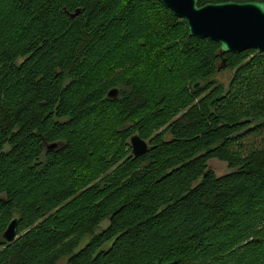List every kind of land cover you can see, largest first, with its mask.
Masks as SVG:
<instances>
[{"label":"trees","instance_id":"trees-1","mask_svg":"<svg viewBox=\"0 0 264 264\" xmlns=\"http://www.w3.org/2000/svg\"><path fill=\"white\" fill-rule=\"evenodd\" d=\"M219 48L158 0H0V264H264V52Z\"/></svg>","mask_w":264,"mask_h":264},{"label":"water","instance_id":"water-1","mask_svg":"<svg viewBox=\"0 0 264 264\" xmlns=\"http://www.w3.org/2000/svg\"><path fill=\"white\" fill-rule=\"evenodd\" d=\"M163 6L170 9L174 16L184 20L188 34L198 39H207L217 42L220 46L219 56L226 53L238 54L246 50L264 52V2L250 1L237 3L232 1L207 3L199 6L197 0H158ZM179 3L189 5L187 11L198 13L204 21L199 27H193L188 15L182 14L176 6ZM82 12L77 8L70 15L73 17ZM221 67H226L225 59H221ZM196 82L194 89L199 87ZM118 96V89L111 88L107 97L114 99ZM43 142H45L43 140ZM130 155L139 157L149 150V143L138 134L128 139ZM56 147V143L48 144L47 148ZM18 216H13L7 224L2 239L10 244L16 238Z\"/></svg>","mask_w":264,"mask_h":264},{"label":"rangeland","instance_id":"rangeland-1","mask_svg":"<svg viewBox=\"0 0 264 264\" xmlns=\"http://www.w3.org/2000/svg\"><path fill=\"white\" fill-rule=\"evenodd\" d=\"M217 69L218 70L212 74L211 79L215 81L217 84H222L225 88L228 87L233 71L228 69L227 67H221V61L219 62ZM208 166L209 169H211L216 176H221L234 171V169L228 168L225 162L220 161L219 159L216 158H211L210 160H208ZM107 224L108 221L102 222L100 227L95 230V233H98L100 229L104 228ZM89 238L90 235L84 236L83 239L79 242L75 251L81 249L87 243ZM109 246H110V242L105 244V246L102 249H106ZM67 261H68V256H63L57 262V264H67Z\"/></svg>","mask_w":264,"mask_h":264},{"label":"snow or ice","instance_id":"snow-or-ice-1","mask_svg":"<svg viewBox=\"0 0 264 264\" xmlns=\"http://www.w3.org/2000/svg\"><path fill=\"white\" fill-rule=\"evenodd\" d=\"M176 6L178 7V10H181L182 14L188 15L193 24V27H199L204 22L200 14L187 11L189 5H187L186 3H179Z\"/></svg>","mask_w":264,"mask_h":264}]
</instances>
